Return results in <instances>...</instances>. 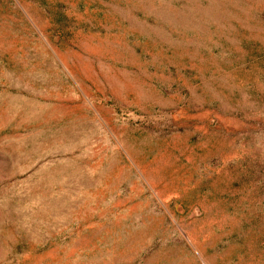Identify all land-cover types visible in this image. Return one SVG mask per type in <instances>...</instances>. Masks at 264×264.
Masks as SVG:
<instances>
[{"label":"rangeland","instance_id":"1","mask_svg":"<svg viewBox=\"0 0 264 264\" xmlns=\"http://www.w3.org/2000/svg\"><path fill=\"white\" fill-rule=\"evenodd\" d=\"M0 264H264V0H0Z\"/></svg>","mask_w":264,"mask_h":264}]
</instances>
